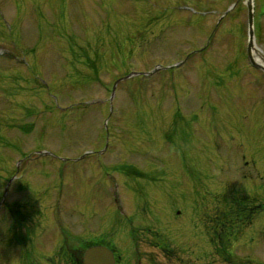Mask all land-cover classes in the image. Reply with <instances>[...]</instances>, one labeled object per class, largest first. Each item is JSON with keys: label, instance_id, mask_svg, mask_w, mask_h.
Returning <instances> with one entry per match:
<instances>
[{"label": "rangeland", "instance_id": "obj_1", "mask_svg": "<svg viewBox=\"0 0 264 264\" xmlns=\"http://www.w3.org/2000/svg\"><path fill=\"white\" fill-rule=\"evenodd\" d=\"M235 1H158L162 7L190 2L218 10L198 18L184 9L158 10L151 0H0V52L7 53L0 55V199L14 165L24 158L23 179L12 183L5 202L32 230L24 239L15 223L9 234L6 217L0 219V264H23L26 250L39 258L37 264H48L45 254L54 253L66 236L73 242L84 233L103 234L127 264H252L246 258L264 264V212L237 242L215 253L203 226V215L217 214V198L236 189L264 200V171L257 176L246 166L238 169L249 155L259 157L255 151L264 156V73L246 67L244 0L212 33ZM255 3L257 46L264 52V0ZM70 26L79 37L62 34ZM211 34L207 51L182 69L119 84L112 139L101 156L66 164L36 152L77 157L102 150L114 79L130 67L176 62L203 47ZM13 54L19 58L5 59ZM44 79L59 92L55 102L42 87ZM59 102L84 104L79 112L62 113L53 106ZM243 141H251L248 158L236 159L239 150L233 149ZM99 208L101 217L95 214ZM129 225L155 226L177 252L164 254L136 231L131 240L130 229L123 231ZM18 231L17 242L12 238Z\"/></svg>", "mask_w": 264, "mask_h": 264}, {"label": "water", "instance_id": "obj_2", "mask_svg": "<svg viewBox=\"0 0 264 264\" xmlns=\"http://www.w3.org/2000/svg\"><path fill=\"white\" fill-rule=\"evenodd\" d=\"M248 7H249V23H250V35H251V42H250V46L249 49H251V47H253L254 44V32H253V4H252V0H249L248 3ZM107 255L110 257L111 260H113L112 258V254L110 251H108L105 248H96V250H90L87 253V257H91L92 255Z\"/></svg>", "mask_w": 264, "mask_h": 264}, {"label": "trees", "instance_id": "obj_3", "mask_svg": "<svg viewBox=\"0 0 264 264\" xmlns=\"http://www.w3.org/2000/svg\"><path fill=\"white\" fill-rule=\"evenodd\" d=\"M74 251V250H73ZM71 252V258L73 259V264H81V261L78 260V256L74 253V252Z\"/></svg>", "mask_w": 264, "mask_h": 264}, {"label": "bare ground", "instance_id": "obj_4", "mask_svg": "<svg viewBox=\"0 0 264 264\" xmlns=\"http://www.w3.org/2000/svg\"><path fill=\"white\" fill-rule=\"evenodd\" d=\"M254 53H255V57L258 58V56H259L260 58H264V55H263L262 52H260L259 50L256 49ZM261 54H262L263 56H262ZM257 55H258V56H257ZM258 59H259V58H258ZM262 62H264V60H263Z\"/></svg>", "mask_w": 264, "mask_h": 264}]
</instances>
